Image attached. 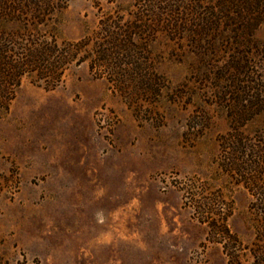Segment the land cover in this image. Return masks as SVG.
Segmentation results:
<instances>
[{"label": "rangeland", "instance_id": "rangeland-1", "mask_svg": "<svg viewBox=\"0 0 264 264\" xmlns=\"http://www.w3.org/2000/svg\"><path fill=\"white\" fill-rule=\"evenodd\" d=\"M144 1L160 0H62L52 28L76 40L111 10L134 20ZM193 1L211 8L219 0ZM191 23L148 36L145 54L161 85L149 95L140 90L147 80L120 89L88 62L51 90L23 78L0 115V264H228L184 206L178 185L194 176L223 188L230 227L254 239V197L218 160L236 110L221 79L233 46L222 22L220 31ZM245 37L235 50L253 51L251 69L264 68V21ZM247 117L245 135L264 130V111Z\"/></svg>", "mask_w": 264, "mask_h": 264}, {"label": "trees", "instance_id": "trees-1", "mask_svg": "<svg viewBox=\"0 0 264 264\" xmlns=\"http://www.w3.org/2000/svg\"><path fill=\"white\" fill-rule=\"evenodd\" d=\"M144 3L134 20H125L123 13L111 10L91 34L67 40L52 28L54 15L64 7L62 0H0V115L8 112L24 77L51 90L63 82L70 67L83 62H88L92 73L120 89L126 90L133 80H147L140 90L152 94L161 85L152 76L145 54L148 36L162 30L192 29L191 20H200L193 24L203 29L220 31L222 22L227 27L222 33L225 38L229 35L233 54L222 66L221 79L224 93L229 95L228 105L236 110L230 114V131L219 141L218 160L222 173L243 184L254 197L250 205L255 214L254 239L246 242L230 227L233 204L223 188L212 190L197 176L178 186L184 206L206 225L207 239L222 245L228 264H241L246 256L252 258L251 264H264V130L248 137L242 129L248 114L264 111V68L251 69L252 61L247 58L254 52L234 47L245 46V35L264 21V0H219L211 8L193 0ZM245 11L256 17L249 21Z\"/></svg>", "mask_w": 264, "mask_h": 264}]
</instances>
